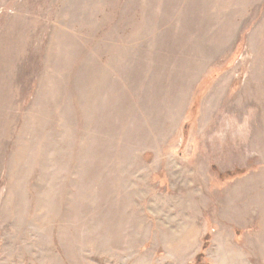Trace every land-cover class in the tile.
<instances>
[{
    "label": "rangeland",
    "instance_id": "obj_1",
    "mask_svg": "<svg viewBox=\"0 0 264 264\" xmlns=\"http://www.w3.org/2000/svg\"><path fill=\"white\" fill-rule=\"evenodd\" d=\"M0 264H264V0H0Z\"/></svg>",
    "mask_w": 264,
    "mask_h": 264
}]
</instances>
